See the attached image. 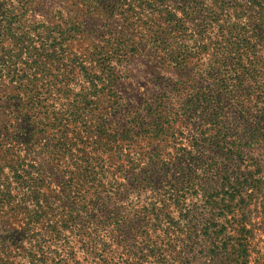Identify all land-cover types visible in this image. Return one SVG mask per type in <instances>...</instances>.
Here are the masks:
<instances>
[{
	"label": "trees",
	"instance_id": "trees-1",
	"mask_svg": "<svg viewBox=\"0 0 264 264\" xmlns=\"http://www.w3.org/2000/svg\"><path fill=\"white\" fill-rule=\"evenodd\" d=\"M34 4L56 21L26 24ZM39 29L96 41L65 62ZM135 29L160 73L127 177L97 112L117 103ZM0 80V228L22 219L0 234V264H264V0H0ZM31 154L61 167L54 195Z\"/></svg>",
	"mask_w": 264,
	"mask_h": 264
},
{
	"label": "rangeland",
	"instance_id": "rangeland-1",
	"mask_svg": "<svg viewBox=\"0 0 264 264\" xmlns=\"http://www.w3.org/2000/svg\"><path fill=\"white\" fill-rule=\"evenodd\" d=\"M69 4H67V7ZM82 8V7H80ZM65 17H70L69 12L64 11ZM85 10L80 16V20L87 18L85 17ZM49 19L50 22L56 21L55 18L51 16V11L44 10L37 4L32 5L26 12L25 23L28 25H33L35 23H44ZM117 18L113 23H116ZM89 22V20H87ZM49 25L50 23H46ZM27 26V25H26ZM88 30H92L90 25H86ZM134 36V42H131V47L138 46V52L134 57H131L128 62H124V69L126 72L124 76L116 78L111 87L118 99L116 104L109 103L107 106H103L97 112V116H106L109 123H111L113 132L116 133V143L115 155L110 161L111 168L115 170V174L130 177L131 175L138 174L143 167V101L149 97L152 92L156 91V88L151 84L148 79L151 77V71L154 75L160 73V70L156 69L157 63L149 62L143 55V41H141L136 35V29L131 30ZM38 33L45 36L46 40L51 43V38L54 36L56 40L47 46V52L50 54L57 52L60 55L62 61L68 59V57H73L74 55H88L92 50L93 43L96 41L94 35H87L82 38L79 35H74V38L62 40L57 32H52L51 29H39ZM37 33V34H38ZM53 33V34H52ZM33 39H37L35 34L30 35ZM68 37V36H67ZM140 42V43H139ZM138 44V45H137ZM38 47V40L34 43ZM9 43H5L4 48H10ZM42 47V46H41ZM64 58V60L62 59ZM117 67H120L118 63H114ZM150 65V68L148 66ZM150 69V72H149ZM75 91H79L82 87V83L76 81L73 85ZM12 91V86L8 84L6 80H0V104L6 101L7 95ZM139 116V121L136 118H131ZM122 135V136H121ZM22 148V153H24V144H19ZM29 160L34 168H31V176L37 177V184L41 190L46 191L47 196L50 197L58 191V186L55 184L56 179L59 177L58 170L61 167H52L50 164H43L41 159L34 154H31ZM42 165L40 172H36L39 166ZM139 165L141 167H139ZM30 170V168H29ZM122 179V177H121ZM31 184L30 180L27 183ZM52 190H55L52 193ZM135 197L130 196L129 200L121 202L122 213L129 210L135 203ZM131 201V202H130ZM141 205V203H140ZM21 217L9 218L6 224L0 228V234H2L4 229H14L15 231H22L20 229Z\"/></svg>",
	"mask_w": 264,
	"mask_h": 264
}]
</instances>
